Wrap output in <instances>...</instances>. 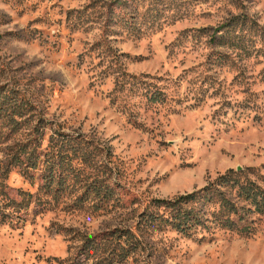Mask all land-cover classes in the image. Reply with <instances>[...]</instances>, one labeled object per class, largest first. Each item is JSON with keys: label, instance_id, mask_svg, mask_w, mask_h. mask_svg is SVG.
Masks as SVG:
<instances>
[{"label": "rangeland", "instance_id": "obj_1", "mask_svg": "<svg viewBox=\"0 0 264 264\" xmlns=\"http://www.w3.org/2000/svg\"><path fill=\"white\" fill-rule=\"evenodd\" d=\"M0 86L30 106L0 117V264H264L237 188L229 226L149 222L221 175L264 190V0H0ZM53 137L75 169L46 191Z\"/></svg>", "mask_w": 264, "mask_h": 264}, {"label": "trees", "instance_id": "obj_2", "mask_svg": "<svg viewBox=\"0 0 264 264\" xmlns=\"http://www.w3.org/2000/svg\"><path fill=\"white\" fill-rule=\"evenodd\" d=\"M16 92L11 89H4L0 86V117L9 123L17 124V118L22 117L30 109L29 104L22 98L14 96ZM11 124V125H12ZM63 138L53 137L50 139V151L46 152V161L44 164L48 171V175L39 174L42 189L52 191V186L60 187L63 185V169L65 171H74L68 159L65 146L75 147V144ZM30 141L21 142L18 154L14 157V163L28 169V174L33 176L34 170L37 168V152L34 148L29 149ZM41 147V146H39ZM38 147V148H39ZM57 173V174H56ZM60 185V186H59ZM237 188V189H236ZM100 193L107 188H95ZM223 189L234 191L236 189L237 196L254 209H260V205H264V190L254 189L252 186L240 184L236 178L232 179L226 174L221 175L217 182L203 190L194 191L189 194L180 195L174 199H156L154 200L157 209L164 210L163 215H149V222L153 223L156 218L170 225L172 228L184 235L200 229H208L211 223L218 226H229L234 223L233 217L238 214L239 206L235 204ZM16 200L7 198L6 205L14 204ZM215 208V209H214ZM214 209V211H213ZM208 215V216H207ZM208 223V224H207Z\"/></svg>", "mask_w": 264, "mask_h": 264}]
</instances>
